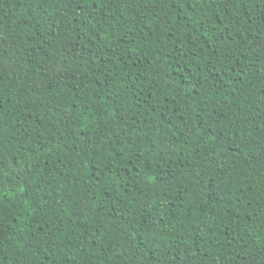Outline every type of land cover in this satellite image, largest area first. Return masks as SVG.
<instances>
[{
    "label": "trees",
    "instance_id": "16d2710c",
    "mask_svg": "<svg viewBox=\"0 0 264 264\" xmlns=\"http://www.w3.org/2000/svg\"><path fill=\"white\" fill-rule=\"evenodd\" d=\"M190 5L0 0L6 264H264V0Z\"/></svg>",
    "mask_w": 264,
    "mask_h": 264
},
{
    "label": "snow or ice",
    "instance_id": "6c2138e0",
    "mask_svg": "<svg viewBox=\"0 0 264 264\" xmlns=\"http://www.w3.org/2000/svg\"><path fill=\"white\" fill-rule=\"evenodd\" d=\"M44 2L47 3V2H49V0H44ZM54 2L55 3H60V0H54ZM111 2H115V0H92V3L99 4L102 8H106L109 5V3H111ZM196 3H197V0H191V5L190 6L194 8ZM93 11H95V9H93ZM110 14L111 13H110V10H109V16H110ZM45 15H47V10H45ZM97 23H99V22H94V18L92 16H88L87 20H86L85 27L86 28L87 27H91V28L95 29L96 26H97ZM97 30L98 31H102V29H97ZM98 51H99V49H98ZM101 54H103V53H101ZM61 55H62V57L64 59H75L77 61V67L78 68L81 67V65L79 63L80 61H83L84 64H87L91 60V57H89L87 60H85V57L83 55L77 54L75 52L74 47H70V48L66 49V52L62 53ZM107 62L110 63L111 60L109 59V61H107ZM96 66L99 67V64L97 63ZM42 70L43 69H41V71ZM60 70L64 71V70H66V68H61ZM53 72H54V75H58L59 74L58 71L53 70ZM44 87L47 88L48 84H45ZM4 102L11 103V100H10V98L5 97L3 95L2 90H0V130H2V122L4 120V113H5V109L3 107ZM49 103H52V101H50ZM73 103H75V101ZM83 103H85V101L83 100V98H81L80 99V104H83ZM56 110L58 111L59 108H57ZM65 111L69 112V111H73V110L71 109V106H69V108L66 109ZM72 118H75L77 120L83 118V119L87 120V116L84 115V110L83 109L78 114L74 115ZM152 182L155 183V181H152ZM21 195H23V193H21ZM0 219H2V215H0ZM172 259H175V257H173ZM0 264H6V257L0 256Z\"/></svg>",
    "mask_w": 264,
    "mask_h": 264
}]
</instances>
